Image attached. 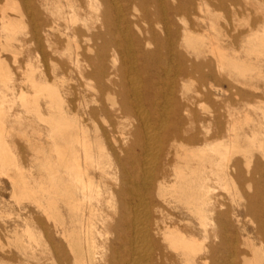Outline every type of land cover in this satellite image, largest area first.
<instances>
[{"label": "bare ground", "instance_id": "obj_1", "mask_svg": "<svg viewBox=\"0 0 264 264\" xmlns=\"http://www.w3.org/2000/svg\"><path fill=\"white\" fill-rule=\"evenodd\" d=\"M213 12L226 14L224 27ZM28 36L41 55L45 42L66 60L51 83L27 65L33 94L17 93L55 159L34 186L18 165L8 172L16 155L4 140V97L0 171L17 204L35 205L39 231L15 230L18 254L1 249L0 262L264 264V0H0V92L12 90L3 56L17 64L14 45ZM76 37L94 56L69 55ZM79 61L80 77L97 82L89 101L67 100L72 91L57 85ZM192 80L195 97L184 86ZM98 116L108 129L92 138Z\"/></svg>", "mask_w": 264, "mask_h": 264}, {"label": "rangeland", "instance_id": "obj_2", "mask_svg": "<svg viewBox=\"0 0 264 264\" xmlns=\"http://www.w3.org/2000/svg\"><path fill=\"white\" fill-rule=\"evenodd\" d=\"M100 9H103V6H101ZM131 11L135 14L142 15V11H138L133 6H131ZM209 18L217 22L219 26H225V13L213 12ZM179 21L181 23L182 21H187V19L181 17ZM25 23V31L28 32L29 28L26 20ZM101 23V21L95 20L91 23L88 22V28L93 27L89 29V32L96 31V29L94 28H98ZM203 25L208 26V22L203 23ZM141 27L146 28L147 24L142 23ZM77 29L81 30L82 32H87V29L83 28L80 25L77 27ZM18 38L22 39L20 35L18 36ZM56 38H61L59 37V33H56ZM14 46L18 53L17 64H14V62L12 61L13 58L10 53L4 54L3 56L8 62L9 73L11 75L10 80H7V86H9V88L12 90H9L7 92L3 90V92H0V101H2L4 97H6L5 100H3L5 103L3 105L4 110L2 111L3 120L5 122L4 130H6L4 140L10 145L12 152L16 155V158H11L9 154H7L9 156V158L7 159V164L9 167L8 172L15 174L17 168H15L14 165H18V167L22 169L20 170V172L23 174L26 180H28V182H30V184L34 186L40 175H45V177L47 178L48 171L54 164L55 155L52 152V144L48 139L49 134L45 131V127L39 124L37 117L33 112L26 111V109H24L20 105L17 93L19 89H23L25 92L33 94V89L28 83L27 78L24 76L27 65H30V68L32 67L31 71L34 73V78L37 82L39 81L40 76L44 75L49 83H51L53 81L52 73L54 69H56L59 74L61 72L58 66H54L55 63L58 64V62H64L66 60L62 59L59 54H53L49 49V44L45 42H43L42 44L44 56L41 55V53L38 52L37 43L31 42L29 36L27 37L26 43L21 49L20 44H15ZM87 46L88 42L83 37H76L73 43L70 45L68 53L70 56H72V58H75L76 54L81 55L84 53H88L86 52ZM149 49L153 50L154 46L151 45ZM64 51L65 48H62L61 50H59V53H62ZM88 54L90 56H94L95 52H89ZM68 68L69 71L65 74V76L59 75V80L57 82V85L62 89L72 91V94L65 95L67 100L77 98L79 102H82L83 98L85 97V100L89 101L92 97L97 95V82L94 80L84 81L82 77H80V73L85 70L84 64L81 61H79L78 67L71 64ZM87 70H89L88 67L86 68V71ZM161 80L163 81V83H166L165 77H162ZM3 85L4 84L2 83L0 84V89H4ZM199 85L200 84L195 80L185 83L184 86L188 89L187 94L189 97H195L194 93L197 89H199ZM9 103L12 107L9 105ZM41 103L43 106L45 104V100H42ZM105 103L109 104L110 102L106 101ZM88 106L94 107L96 105L89 103ZM202 108L203 106L198 108L199 112H202ZM79 112L81 113L82 110H80ZM122 123L123 128L125 127L124 129L126 130H128L129 125L132 124L126 120H122ZM88 127L91 131L90 136L93 138L94 128L99 127L98 129L107 130L108 121L105 117L98 116L94 123L88 122ZM40 131L42 134L40 133ZM39 140L43 142L42 146L38 144ZM45 160H47V163H45ZM12 191L13 188L9 181L8 175L6 176L0 171V253L1 249H4L9 250L14 254H18V251L15 248L16 241L13 239L14 236L12 233L17 230L21 237L23 235L24 229L27 226L30 227L37 236L39 230L33 222V217L38 216V213L36 211L35 205L29 201H22L20 204H17L18 202L12 197ZM166 211L174 215H176L177 213L171 208H167ZM4 229H6V231L8 232H6ZM33 263L34 261H32V264ZM0 264L9 263L0 262Z\"/></svg>", "mask_w": 264, "mask_h": 264}]
</instances>
